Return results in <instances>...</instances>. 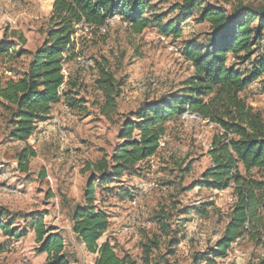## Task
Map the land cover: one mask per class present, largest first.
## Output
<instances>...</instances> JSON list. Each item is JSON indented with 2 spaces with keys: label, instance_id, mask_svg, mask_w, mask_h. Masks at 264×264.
<instances>
[{
  "label": "rangeland",
  "instance_id": "374dc122",
  "mask_svg": "<svg viewBox=\"0 0 264 264\" xmlns=\"http://www.w3.org/2000/svg\"><path fill=\"white\" fill-rule=\"evenodd\" d=\"M53 1L0 0V42H11L15 53L37 50L45 39ZM179 1L152 0L156 14L167 15L162 24L175 18L172 9ZM205 1L228 12L239 5L253 9L262 5L256 0ZM155 26L145 29L140 37L118 23L110 24L106 34L78 30L75 39L80 59L65 64L63 73L74 84L68 97L81 103L68 108L61 100L25 143L10 140L9 112L0 99V212L6 213L1 220L10 222L14 230L27 229L21 239L0 232V264L45 263L46 255L38 252L40 245L28 227L30 219L38 216L62 237L70 264H94L95 255L89 254L72 232L74 211L85 206L84 193L91 176L87 165L112 155L125 118L146 103L176 94L193 74L187 60L168 53L166 46L174 43L182 50L188 41L201 44L209 32L207 22L197 23L192 18L180 26L181 36L176 40L163 36ZM90 59L94 68L82 63ZM30 60L29 55H0V84L18 78ZM100 66L122 84L117 108L107 116L102 113L103 97L95 86ZM263 82L264 77L254 82L243 96L264 113ZM164 127L156 156L138 164L135 172L124 175L120 182L97 186L95 206L109 220L98 244L107 240L119 256L128 255L139 263L142 246L156 242L151 257L157 264H207L205 258H211L208 254L222 237L234 202L231 188L215 191L201 185L202 174L211 166L207 152L217 130L206 120L180 118ZM26 145L35 157L29 160L28 171L22 172L16 155ZM239 172L245 176L241 166ZM250 176L264 180V173L257 175L254 170ZM122 190L129 195L120 197ZM199 208L205 209V216L197 214ZM263 258L264 249L245 238L233 243L227 255L215 263L257 264Z\"/></svg>",
  "mask_w": 264,
  "mask_h": 264
},
{
  "label": "trees",
  "instance_id": "16d2710c",
  "mask_svg": "<svg viewBox=\"0 0 264 264\" xmlns=\"http://www.w3.org/2000/svg\"><path fill=\"white\" fill-rule=\"evenodd\" d=\"M256 1L262 3L257 9L239 5L228 12L205 0H180L172 9L175 18L162 24L167 15L156 14L152 0H54L45 39L37 50L15 53L11 42H0V55L31 58L18 78L0 84V99L9 112L8 136L13 142L25 143L38 124L47 121L53 105L64 100L66 107L75 108L81 103L68 97V89L74 84L63 73L65 64L80 57L75 39L78 30L88 28L98 33L108 20L118 16L134 35L156 25L160 34L176 40L181 36L180 26L190 18L209 25L205 42L188 41L182 49L193 74L181 90L130 114L121 126L112 155L87 165L91 176L85 188V206L75 209L72 232L85 250L95 255L94 264H157L151 257L158 247L156 242L142 246L139 263L128 255L119 256L107 240L98 244L109 220L95 206V193L97 186L120 182L124 175L134 173L138 164L156 156L165 135L164 124L186 111L217 130L207 152L211 166L202 174L201 185L215 191L231 188L234 198L223 235L208 254L211 258H205L207 264H216L215 259L224 258L233 243L245 238L264 249V180L250 176L253 170L257 175L264 173V113L250 106L243 96L248 87L264 77V0ZM95 84L103 97L102 113L107 116L117 108L122 84L104 66L98 68ZM34 157L28 145L17 153L22 172L28 171L29 160ZM121 195L129 194L122 190ZM196 212L201 217L206 214L204 208ZM5 215L0 212V232L12 239L25 237L27 229H12L10 222L1 220ZM28 227L40 245L38 252L46 255L44 264H70L62 237L47 228L41 216L32 217ZM161 230L166 235L164 226ZM257 264H264V258Z\"/></svg>",
  "mask_w": 264,
  "mask_h": 264
},
{
  "label": "built area",
  "instance_id": "2783aa9c",
  "mask_svg": "<svg viewBox=\"0 0 264 264\" xmlns=\"http://www.w3.org/2000/svg\"><path fill=\"white\" fill-rule=\"evenodd\" d=\"M115 23H118V24H122V26L124 28H128L127 24L124 23L120 17L118 16H115L113 17L112 19L108 20L106 22V24L104 26H102L101 28H99V32L101 34H106L107 33V29H108V26L110 24H115ZM138 36V35H136ZM166 51L170 54H173V55H176L180 58H184L183 54H182V50L179 49L174 43H170L166 46ZM80 58H78L77 60H79ZM185 59V58H184ZM86 67H90V68H94V63L93 61L90 59V60H87V61H83L82 62ZM187 63L189 64L190 68L193 69L192 67V64L191 62L187 61ZM181 120H184V121H188V122H201V121H204L201 117H199L198 115L194 114V113H191L189 111H186L185 113H183L180 117ZM159 144L160 146L162 145L161 142L159 141Z\"/></svg>",
  "mask_w": 264,
  "mask_h": 264
},
{
  "label": "crops",
  "instance_id": "0c3cea01",
  "mask_svg": "<svg viewBox=\"0 0 264 264\" xmlns=\"http://www.w3.org/2000/svg\"><path fill=\"white\" fill-rule=\"evenodd\" d=\"M138 37H140V36L138 35ZM56 106H57V104L52 106L51 112H52L53 108ZM64 107H66V106L64 105Z\"/></svg>",
  "mask_w": 264,
  "mask_h": 264
}]
</instances>
